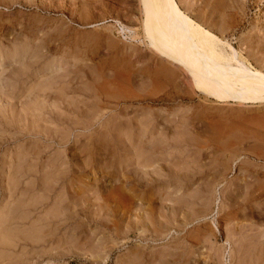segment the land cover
I'll use <instances>...</instances> for the list:
<instances>
[{
  "label": "rangeland",
  "instance_id": "obj_1",
  "mask_svg": "<svg viewBox=\"0 0 264 264\" xmlns=\"http://www.w3.org/2000/svg\"><path fill=\"white\" fill-rule=\"evenodd\" d=\"M177 1L188 15L240 51L248 66L264 72V0ZM139 7L140 0H0V50H7L4 57L0 55V241L3 234L7 237V243L0 242V264H263L264 106L213 101L191 86L174 64H157L155 57L146 58ZM36 45L44 46L35 52ZM143 69L152 74L160 71L161 76L150 78L140 90L134 81L138 84L137 74L140 79ZM47 85L52 93L38 105L47 108L46 126L51 127V116L58 115V135L70 133L68 120L79 123L94 116L95 122L118 113L125 122L134 117L133 122L139 120L133 123L134 130L150 129L151 133H145L153 139L181 143L163 153L168 154L163 157L172 183L147 191L141 186L126 191L135 200L134 207H129L123 196L110 190L114 182L110 183L107 175L111 170L108 155L95 162L97 166L89 162L84 171L75 169L76 178L67 186L62 177L70 161L84 157L67 148V143L55 145L54 150L48 148L41 157L43 161L55 156L57 162L68 159L58 166L57 180L42 184L33 192L35 196H31L33 183H21L16 191L29 186L31 200L28 194L22 197L27 199L24 202L18 199L19 194L8 197L3 184L7 183L10 158L39 140L27 130L32 127L27 111L36 104L34 93ZM53 88L62 95H53ZM47 105L58 107V111L53 108L50 116L48 109L52 107ZM24 131L26 136L21 135ZM79 131L74 130L71 137ZM80 135L82 142L90 141V137ZM92 166L99 171H93ZM101 184L112 194L107 203L121 205L117 213L99 207L102 200L95 192ZM38 196L42 197L40 202ZM43 197L48 198L44 201ZM27 203L33 208H27ZM138 204L154 210L146 216L150 220L143 217L145 224L139 222L138 228L131 229ZM20 211L28 217L11 225L10 220ZM42 223L49 224L46 228L52 230L48 235L52 238L34 243L30 233L35 234L40 228L36 226ZM12 229L22 234L15 231V235ZM23 234L30 235L27 242L20 239ZM11 235L19 239L15 241ZM11 240L16 242L14 247Z\"/></svg>",
  "mask_w": 264,
  "mask_h": 264
},
{
  "label": "bare ground",
  "instance_id": "obj_2",
  "mask_svg": "<svg viewBox=\"0 0 264 264\" xmlns=\"http://www.w3.org/2000/svg\"><path fill=\"white\" fill-rule=\"evenodd\" d=\"M140 2H141V8L140 7L139 8H140L141 13H142V21H141V26H142L141 28L143 29L142 35L144 34L143 35L144 40L141 41V42H143V45L148 50L146 56L144 54V56L146 58L148 57L149 59L154 60L153 58L155 57L156 61H157V64L159 62L161 64V62H163V61L164 62L167 61V62H170L171 64H174L175 67L179 68L178 70L181 71V74H182L183 78L189 79V81L192 83L191 86L193 85L194 88L198 92L200 91L201 93H203L208 98L213 99V101L215 100L216 102H223V103L224 102H234V103L237 102V103H240V104H247V105L249 104V105H254V106L256 105L257 107L258 106H260V107L264 106V72L261 71L260 69L248 66L247 63H245L240 58V55H239L240 51L236 50L235 47H233L229 43V41L227 42L225 40H222L214 32H212L211 30H209L206 27L202 26L193 17L188 15L184 10H182V8L180 7V5H179L177 0H140ZM121 31H124V30L122 29ZM56 37H58V36H56ZM131 38H133V37H131ZM51 39H52V37H51ZM38 45H40V43ZM43 46H37V45H36V47L34 46L35 47L34 51L36 52L38 49H40L38 47H42L43 48ZM5 52L0 50V55L3 54L2 56L4 57ZM33 52H32V54H33ZM35 56H36V54L34 53L33 57L35 58ZM34 58H32V59H34ZM35 59L37 61L38 58H35ZM29 62H31V61L29 60ZM145 69H146V67H145ZM145 71L146 70H144V72L142 71V73H140V74H142L140 76V79L138 77L139 76L138 75L139 72H138V74H137V78L139 80L138 84L136 83V81H134L135 84L137 85V87L139 86V88L140 87L142 88V89L140 88V90H143V87L146 86L145 83L149 82L150 78L154 79L156 76H159V74L161 76V72L160 71H158V72L155 71L154 74H152V72H148V70L146 72ZM165 71H164V73H165ZM167 71H169V70H167ZM167 71H166V73H167ZM24 72H26V70ZM150 73H151V75H150ZM162 75L164 76V74H162ZM170 78H172V77H170ZM21 80L22 79L18 80V83ZM135 80H137V79H135ZM50 87L51 86L47 85V87L40 88V90H37L35 93L33 92L34 93V98L36 99V104H34V105L30 106V108H28L29 111H27V112L31 114L30 123L32 124V127H30V129L27 128V130L31 131V134H30L31 136L33 135V136L37 137V139H39V140L32 147H28V149L27 148H23V149H20V151L17 150L18 152L14 153L15 154L14 157L12 156L10 158L11 165L8 167L9 172L6 173V175H7V178H6L7 179V183L3 184V185H5L4 189L6 190L5 192H6L8 197H12L15 194V198H16V195L19 194L18 197H20V198H18V199L20 201L24 202L27 199L24 200L25 198L22 199V197H24V196H26L28 194L27 195L28 199L31 200L30 197L33 196V194L35 196V193H33V192L38 190V187L40 189V186L42 184L45 186V184L47 182L49 183L50 179L51 180L52 179L57 180L59 174H56L55 172H57L58 166L62 165V163H61L62 161L64 163L65 160H68V159H65V160H62V161L59 160L60 162H57L58 160H56L57 157L55 156L56 159L54 158V160H56V161H54L53 159L52 160H48V158H47L48 161H45L46 160L45 158H44L45 160L43 161V159H41V157H42V154H44L47 151L48 148L50 149V148L54 147L55 145H65L67 143H68L67 148L69 147V149L78 150L80 155L82 157L84 156L83 159H81V160L79 159V161H73L72 160L73 162L70 161V163L68 161L69 165L66 168L67 170L64 168V170H66V172L61 170V171L64 172L63 174L66 175V176H63L62 173L60 174V175L63 176L62 177L63 178L62 181L66 182L65 184L67 186H68V184H70L71 181L75 180V178H76V177H74L76 175L73 174L75 169L76 170H82L83 169V171H84V168L90 167L89 166V162H94V164H95V162H98L100 160V158L102 159L103 156H107L108 157V155L110 157H109V160H108L107 164L108 163L111 164V170L109 171V173L107 175H108L109 182L110 183L114 182V185H113V187H111L110 190H115V194L118 193V195L120 194L121 197L123 196L125 198V200L127 202V205L129 207L133 206L135 200L132 197H129L127 195L126 191L127 192L128 191H135L140 186L141 187H145L146 188L145 190L147 191V190H149V188H152V187L154 188L155 186H159L161 184L163 186L164 184L166 185V183L167 184L168 183H172L173 177L170 176V174L166 171L167 167H165V166H167V165H165L166 160H165V157H163V156L168 153L167 149L171 148V150H172L174 146H176V147L178 146L179 143H178L177 140H176V142H177L176 143V142H173L175 140H170V139H167V138H163V139H161V138H159V139L156 138L155 139L154 138L153 139V138H151V136L146 135L145 131L147 132L148 129H145V131H142V130H140L138 128V127H141L142 124L140 126L135 125V126H138L137 127L138 130H134L135 127H134L133 123L136 124L139 121V120L138 121L136 120L137 122H133V119L135 117L133 119L129 118L128 120H126L127 118L125 117L126 118L125 119L126 122H125L119 117L118 113H114L115 115H113V116H109L110 115V113H109L108 116H105L106 118H104V120H103V118H102V120H101V118H97V119H95V122L92 121V118L94 116L93 117H91V116L88 117L87 116L88 117L87 119H84V121L79 122V123L76 122V121L73 122V120L70 122V120H68L69 121L68 125L70 124V127L68 126L70 128V130L68 129L69 130L68 132H70V133L66 132L67 135H64L61 132H59L61 134H59L60 137H58L59 136L58 135V128H60V127H58V115L55 118L54 117L55 114L53 112L54 119L51 116L52 109L55 108L57 110L58 107L56 108L54 106H51L52 107L51 108V107H48V105H47L48 108H51V109H48V110L50 111L49 115L51 116V119H52L51 120V124H50L51 127H48V126H46V122H45L47 117L44 116V111H45L44 109H47V108H45L46 106L43 107V106H39L38 105L39 100L40 101L41 100H45V98H47L48 94L52 93V92H50V90H52ZM7 88L10 89L11 87L8 86ZM0 91H1V89H0ZM7 91H9V90H7ZM53 91L55 93L53 95L57 96L58 95V91H55L54 88H53ZM94 92H96V91H94ZM59 95H62V94H59ZM120 95H122V94H120ZM139 97H141V96H139ZM8 101H10V99ZM55 101L57 102V98H56ZM55 101H53V102L55 103ZM94 107H95V105H94ZM93 110H92V112H93ZM35 111H36V113L34 114L33 112H35ZM82 112H84V111H82ZM89 112H91L90 109H89ZM97 112H99V111H97ZM86 114H87V112H86ZM95 114H97V113H95ZM111 115H112V112H111ZM75 116H76V113H75L74 117ZM67 117H69V115H67ZM64 118H66V117L64 116L62 119H64ZM80 119H82V118H80ZM59 120H60V118H59ZM99 120H101L102 122H99ZM114 120H116V122L112 123ZM65 121L68 122L66 119H65ZM63 122H64V120H63ZM96 122H98L97 126H95ZM140 122L142 123L143 121H140ZM108 123H110V124L112 123V126L111 127L109 126L107 128L105 127L106 130H104V131L101 130V127L105 126V125L106 126L109 125ZM125 128H126V131H124ZM144 128H146V126ZM74 130H78V131L80 130V131L77 132V133L75 132L73 137H71V134H72V132ZM149 130H148V132H149ZM8 131H10V130H8ZM0 132H2V131H0ZM25 132H27V131H24L21 135H23V136L25 135L26 136ZM62 132H64V131H62ZM149 133H151V131ZM80 134H84V136H83L84 138L86 136L90 137V141H86V142L83 141L82 142L81 137H79ZM18 135H20V134H18ZM61 135H64V136H61ZM23 136H21V137H23ZM146 136H148L150 139H148ZM181 136L182 135H180V137ZM88 137H87V139H88ZM1 138H3V137H1ZM146 139H148V142H146ZM30 141H32V140H30ZM48 141H51V143H49L48 145H46V144L41 145L42 142H47L48 143ZM165 150L167 151V153L163 155V153H165ZM171 150H169V152ZM49 154H51V152ZM49 156L50 155H48V157ZM167 156H168V154H167ZM49 165L50 166L52 165L50 169H49V167H50ZM91 165H93V164H91ZM95 165L97 166V164H95ZM47 166H48V168H47L48 170L45 169V167H47ZM94 166H92L93 167V171L94 170L95 171H99V169H96ZM71 168H73V169H71ZM59 170H60V168H59ZM75 172L77 173V171H75ZM85 172H87V171H85ZM175 176H176V174H175ZM27 180H29L31 183H33L32 184L33 188H32V192H31L32 195L30 194L31 196L29 195V186L27 187V186L24 185L25 188L23 189V191H20V193H19V191H16V190H19L18 189L19 185L21 183H24ZM65 184H63V185L61 184L63 186L62 188H64V189L66 187V186L64 187ZM61 185H59V186H61ZM98 187L99 188H98V190H96L95 194H97L98 198H100V201L102 200V202L99 203V205H100L99 207L100 208L102 207V208H105V209L107 208L110 211H112L113 213H117V211L120 209L121 205L119 203H115L114 206L112 204H111L112 205L111 206V205H109L107 203L108 200L111 199V197H112V194L109 193L110 191H108L109 188L105 187V185H102V184L99 185ZM125 187L127 188V190H124ZM155 188H157V187H155ZM116 191H117V193H116ZM43 192H45V191H43ZM61 192H62V190H61ZM111 192L114 193V191H111ZM37 195H40V194H37ZM110 195H111V197H110ZM119 196L117 198L120 199L121 197H119ZM115 197L112 198V199H115ZM38 198H39V202H40V198L42 199V197L38 196ZM43 198H44V201H45L48 197H46V198L43 197ZM32 200L34 201L33 198H32ZM35 200H37V197H35ZM33 201H31V204H32ZM10 202H11V200H10ZM10 202H9V204H10ZM12 203H14V201ZM33 203L35 204V202H33ZM34 204H32V205L34 206ZM27 205H29V203H27L26 206ZM32 205H29L30 207L28 206L27 208H31ZM135 208L138 210V213L136 214V219L133 221V223L131 222V224H130L129 228H131V229H136V227L138 228V226H136V225H138L139 222H142V223L145 224L146 221L145 220H141V218H143V217L146 218V220H150L149 217H146V216L149 215V212L152 209L154 210V208H150V207L144 208V207H142L139 204ZM6 209H9V208L7 207ZM27 210H29V209H27ZM27 210H25V211H27ZM14 212L15 211L13 210L12 213L16 214V212L15 213ZM3 213H4V211H3ZM10 213H11V210H10ZM27 215H28L27 212H23V211L18 212L17 213L18 217L12 218L10 220L11 225H13L12 223H14L15 220L18 221L19 219L23 220V219L27 218L28 217ZM6 221L8 222V220H6ZM3 222H4V220H3ZM135 222H136V224H135ZM0 224H2V222ZM14 224L16 225V223H14ZM39 225L36 226V227H40V228H38V230L35 231L36 233L34 234L32 232L34 236L30 233L31 231L29 232L30 235L32 236L30 239H34L35 241L32 240V241H34V243L35 242H37V243H39V242L40 243H46L47 239L49 237H50V239L52 238V235L48 237L49 233L52 230L50 231V228H46L47 225H49V224L42 223V225H40V226ZM5 226H8V225H5ZM2 227H1V229H2ZM5 228L7 229L8 227H5ZM35 229H37V228H35ZM241 229H243V228H241ZM4 231H2V233ZM15 231H14V233H15ZM26 231H28V230H26ZM235 231H237V230H235ZM8 232H10V231H8ZM16 232L20 233V231L18 232V230ZM248 232H249V230H248ZM17 233H15V235ZM20 234H22V233H20ZM50 234H52V233H50ZM23 235L24 236L20 235V239L24 240V241H26V240L28 241L30 235L28 237L25 234H23ZM240 235H242V233H240ZM3 236H4V234L2 235V239L1 240L4 243V241L6 242V238L7 237H3ZM147 236H145V237L148 238ZM251 236H252V234H251ZM11 237H12V235H11ZM46 237H48V238H46ZM13 238H14V240H15V238L19 239V236L12 237V239ZM247 238H248V236H247ZM14 240L13 241L11 240L12 241L11 246H13V247L16 245V242H15L16 240L15 241ZM2 241H0V242H2ZM7 241H8V239H7ZM32 241H30V242L33 243ZM254 244H256V242ZM23 248H20V250L23 249ZM254 249H255V246H254ZM242 250H243V248H242ZM249 251H251V250H249ZM28 256H30V255H28ZM139 264H141V263H139ZM253 264H255V263H253ZM263 264H264V262H263Z\"/></svg>",
  "mask_w": 264,
  "mask_h": 264
}]
</instances>
